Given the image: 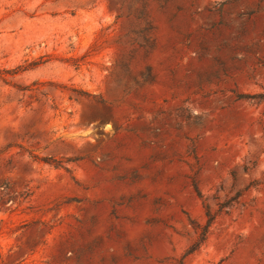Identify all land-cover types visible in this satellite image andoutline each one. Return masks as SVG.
Instances as JSON below:
<instances>
[{
	"label": "rangeland",
	"instance_id": "rangeland-1",
	"mask_svg": "<svg viewBox=\"0 0 264 264\" xmlns=\"http://www.w3.org/2000/svg\"><path fill=\"white\" fill-rule=\"evenodd\" d=\"M0 264H264V0H0Z\"/></svg>",
	"mask_w": 264,
	"mask_h": 264
}]
</instances>
